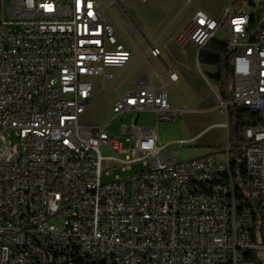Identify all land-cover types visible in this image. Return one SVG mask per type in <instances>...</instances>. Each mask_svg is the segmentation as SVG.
<instances>
[{"label": "built area", "instance_id": "2783aa9c", "mask_svg": "<svg viewBox=\"0 0 264 264\" xmlns=\"http://www.w3.org/2000/svg\"><path fill=\"white\" fill-rule=\"evenodd\" d=\"M185 4L176 38L196 65L226 36L224 127L233 108L255 116L234 164L227 144L223 161L162 155L157 124L182 112L167 91L177 76L151 68L120 91L133 52L96 0H0V264H253L264 251V0H226L219 19ZM95 77L115 99L100 126H83ZM126 113L137 116L118 136L105 131ZM142 114L154 126L137 125ZM134 163L147 169L102 180Z\"/></svg>", "mask_w": 264, "mask_h": 264}, {"label": "crops", "instance_id": "0c3cea01", "mask_svg": "<svg viewBox=\"0 0 264 264\" xmlns=\"http://www.w3.org/2000/svg\"><path fill=\"white\" fill-rule=\"evenodd\" d=\"M126 20L116 31L123 36L133 58L119 74L118 81L124 80L120 91L132 85L139 76L153 68L162 73L169 69L177 76V82L169 84V103L173 108L181 109L177 125L181 131L178 141L185 143L179 146L204 148L192 158L212 155L218 161L224 160L223 147L227 144V129L224 124L227 118L218 111V90L206 79V75H214L215 71L206 68L202 72L201 65H196L195 48L186 42L183 49L177 41V31L189 21L191 6L185 0H116ZM194 7L202 10L215 19L221 17L226 0H191ZM117 21V19H116ZM160 47V59L149 60V49ZM212 92H207V88ZM115 99V96H114ZM158 134V133H157ZM160 144V138L158 135ZM161 145V144H160ZM169 144L162 145V155L169 161H179L178 151L169 155L165 150Z\"/></svg>", "mask_w": 264, "mask_h": 264}, {"label": "rangeland", "instance_id": "374dc122", "mask_svg": "<svg viewBox=\"0 0 264 264\" xmlns=\"http://www.w3.org/2000/svg\"><path fill=\"white\" fill-rule=\"evenodd\" d=\"M96 1L99 3L100 7L104 9L105 17L116 31H119L120 29L118 22L123 26L126 25V20L116 1L114 0H96ZM119 1L122 2V0ZM106 5L109 7H106ZM245 6L246 5H243V7ZM249 13L252 14L253 10L249 9ZM214 39L224 43L226 40V36L222 32H217ZM205 67L211 68L212 71L217 72L216 68L208 67V66L201 67L202 72H206L207 69ZM92 83H93V94H94L93 100L90 103L89 110H87L85 113L80 115L78 122L80 125L83 126L97 127L101 125L100 119H103L107 116L108 111L110 110L113 104L114 96L111 94L109 88L100 89V82L98 78L96 77L93 78ZM206 88H207V92L209 91L212 92L211 90L208 89V87ZM112 116L113 115L110 114L109 118H112ZM136 116H137L136 114H132V113L123 114L122 116L117 118L114 122H112L105 129V131L112 135L118 136L120 133V127L122 125L128 126L130 124V119ZM177 121L178 119L171 122H165V121L159 122L157 124V133L159 135L161 145L169 144L165 150V154L169 155L170 152L172 151H178L179 161H185L191 159V157L194 154L202 152L205 149L194 148L187 145L184 146L176 145L175 143L182 137L181 131L177 125ZM137 125L148 126V127L154 126V118L151 114H142L138 118ZM11 140L12 142H14V138H11ZM101 154L103 156H109L111 152L109 149L103 148L101 150ZM230 159L231 160L234 159V156L232 154H230ZM115 167L116 168L109 169L110 176L102 177L103 181H112L115 177L125 178L129 175H133L135 173L147 169V167L143 166L141 163L132 164L130 170L126 172H122L118 165H115ZM256 255H257L258 264H264V251L258 250L256 251Z\"/></svg>", "mask_w": 264, "mask_h": 264}, {"label": "trees", "instance_id": "16d2710c", "mask_svg": "<svg viewBox=\"0 0 264 264\" xmlns=\"http://www.w3.org/2000/svg\"><path fill=\"white\" fill-rule=\"evenodd\" d=\"M229 52L226 44L211 39L201 48L198 55V64L216 68L217 72L214 75H206L207 81L214 87H217L219 96L223 100H228L230 95L231 77L227 66ZM255 116L249 114L245 108H233L228 115L227 129V148L229 155L232 154L234 159H230L232 164L240 160L242 154V130L244 127L251 125L254 122ZM250 260L253 264H258L256 258L252 255Z\"/></svg>", "mask_w": 264, "mask_h": 264}]
</instances>
